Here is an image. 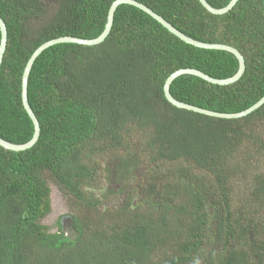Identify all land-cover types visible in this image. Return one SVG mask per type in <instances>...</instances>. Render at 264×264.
<instances>
[{
    "label": "trees",
    "instance_id": "16d2710c",
    "mask_svg": "<svg viewBox=\"0 0 264 264\" xmlns=\"http://www.w3.org/2000/svg\"><path fill=\"white\" fill-rule=\"evenodd\" d=\"M113 1L0 0L8 29L0 137L20 144L33 135L22 76L35 49L63 35L97 37ZM137 1L245 58L234 83L178 76L177 100L238 112L264 96V0H238L224 14L199 0ZM186 67L227 78L239 61L187 43L126 3L102 43H58L35 59L28 97L40 137L23 151L0 145V264H264V104L234 119L177 107L164 83ZM47 173L83 206L84 215H71L74 238L61 219L56 231L43 223Z\"/></svg>",
    "mask_w": 264,
    "mask_h": 264
},
{
    "label": "water",
    "instance_id": "95a60500",
    "mask_svg": "<svg viewBox=\"0 0 264 264\" xmlns=\"http://www.w3.org/2000/svg\"><path fill=\"white\" fill-rule=\"evenodd\" d=\"M203 6L210 11L211 13L214 14H224L230 11L238 2V0H230L229 3L223 7L216 8L212 6L207 0H199ZM126 3V4H131L134 6L139 7L143 11L147 12L149 15L154 17L156 20H158L164 27H166L169 31H171L173 34L181 38L182 40L186 41L187 43H190L192 45H195L197 47L201 48H207V49H220V50H225L228 52L233 53L238 61H239V68L237 72L227 78H216L213 77L204 71L197 69V68H192V67H186V68H179L175 70L173 73H171L167 79L165 80L164 83V93L168 101H170L172 104H174L177 107L192 110L195 112L203 113L209 116H214V117H220V118H227V119H234V118H241L245 117L258 108H260L264 104V96H262L256 103L251 105L250 107L238 111V112H220V111H215L211 109H206L197 105H193L190 103H186L183 101L177 100L170 91V86L172 82L174 81L175 78L182 74H192L199 76L209 82L215 83V84H221V85H226L230 83L236 82L245 72L246 68V62L243 54L234 46L224 44V43H210V42H204V41H199L197 39H194L193 37L188 36L184 32L180 31L177 29L175 26H173L169 21H167L164 17L156 13L153 9L148 7L147 5L143 4L142 2H139L137 0H114L109 8L108 15H107V21L105 24V27L103 31L97 36L93 38H82V37H77V36H71V35H63L60 37H56L50 40L45 41L42 43L39 47L35 49V51L32 53L30 58L28 59L26 66L24 68L23 76H22V102L25 110L27 111L28 115L30 116L33 125H34V132L30 140H28L25 143H13L11 141H8L2 137H0V145L3 146L6 149L13 150V151H23L26 149H29L35 145V143L38 141L41 133V126L39 119L37 118L36 114L34 113L30 103H29V97H28V80H29V75L30 71L32 69V66L34 64L35 59L48 47L58 44V43H78V44H83V45H97L102 43L107 36L110 34L111 29L114 24V17H115V12L116 9L118 8L119 5ZM0 30H1V40H0V67L3 61V57L6 51L7 47V41H8V29L5 21L3 18L0 16ZM74 229V228H73ZM70 236V235H69Z\"/></svg>",
    "mask_w": 264,
    "mask_h": 264
},
{
    "label": "rangeland",
    "instance_id": "374dc122",
    "mask_svg": "<svg viewBox=\"0 0 264 264\" xmlns=\"http://www.w3.org/2000/svg\"><path fill=\"white\" fill-rule=\"evenodd\" d=\"M141 172L142 168L136 172L137 176H140ZM46 178L50 186L51 211L47 214V216L44 217L43 223L48 225L51 231H56L58 229L57 221L61 219V221H63L64 231L74 238L76 232L73 229V218L71 219V215H79L80 213L84 215V209L82 208L83 206L74 196L67 194L64 189H61L53 181L49 173H47ZM98 180L102 181V178H96V182H99ZM101 184L104 186V182ZM85 189L91 190L92 188L86 187Z\"/></svg>",
    "mask_w": 264,
    "mask_h": 264
}]
</instances>
